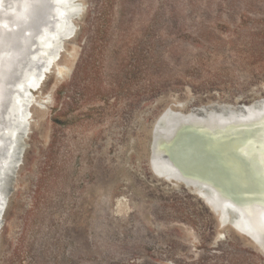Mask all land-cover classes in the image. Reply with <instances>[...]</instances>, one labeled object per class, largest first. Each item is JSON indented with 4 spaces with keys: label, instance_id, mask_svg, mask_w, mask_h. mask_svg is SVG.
<instances>
[{
    "label": "rangeland",
    "instance_id": "1",
    "mask_svg": "<svg viewBox=\"0 0 264 264\" xmlns=\"http://www.w3.org/2000/svg\"><path fill=\"white\" fill-rule=\"evenodd\" d=\"M74 2L83 8L75 34L34 92L0 264H264V250L149 161L181 127L154 140L166 108L264 98V0ZM260 128L235 142L261 145ZM201 159L234 190L253 187L240 186L245 169L229 177L215 154Z\"/></svg>",
    "mask_w": 264,
    "mask_h": 264
},
{
    "label": "bare ground",
    "instance_id": "2",
    "mask_svg": "<svg viewBox=\"0 0 264 264\" xmlns=\"http://www.w3.org/2000/svg\"><path fill=\"white\" fill-rule=\"evenodd\" d=\"M78 7L74 0H0V104L2 103L1 113L8 115L9 120L17 118L19 104L21 105V91L26 94L28 100L35 103L34 92L39 88L31 91L27 90L26 86L31 80L39 79L45 64L52 61L58 52L60 54L64 43L74 36L65 37L71 33L75 20H70V27L67 28L63 18L68 9ZM35 9L37 11L34 13ZM38 11L40 13L37 15ZM61 37H65L62 44ZM263 111L264 98L238 106L218 104L201 106L187 113L168 107L154 122V140L165 139L164 137L162 139L161 134L173 126L181 124V127L176 136L169 140L165 139L166 150L165 148L156 150L153 146L149 160L154 174L160 173L163 175L162 178L168 176L169 180L185 182L217 217L227 213L233 224L231 227L249 238L261 250H264V139L257 147L252 144L251 147L250 142L248 143L250 147H242L244 144L239 146L240 140L235 142V139L256 127L263 130L264 116L261 113ZM253 115L260 118L257 119ZM252 116L254 120L240 122V126H237V123L226 124L230 119L238 121L252 119ZM8 133V126H0V136H8ZM214 134L220 136L214 137ZM232 134L236 136H231ZM261 135L258 137L262 138ZM189 136L200 138L201 145L195 142L185 143ZM255 143L258 144V141ZM163 150L170 154L177 168L162 156ZM201 152L215 154L218 159L217 167L229 177L238 168L245 169L248 179L241 181L240 186L244 187L247 184L253 187L236 191L224 179L216 176V172L213 177V171H210L212 168H208L201 159Z\"/></svg>",
    "mask_w": 264,
    "mask_h": 264
},
{
    "label": "water",
    "instance_id": "3",
    "mask_svg": "<svg viewBox=\"0 0 264 264\" xmlns=\"http://www.w3.org/2000/svg\"><path fill=\"white\" fill-rule=\"evenodd\" d=\"M36 11L37 10L35 9L34 13ZM82 12V7L76 9H68L63 18L65 27H70L69 21L72 19H79ZM39 13L40 11L37 12V15ZM71 29V33L66 35V38L75 34L76 26L71 27ZM65 37H61V44ZM58 57L59 52L52 61L50 60L45 64V69L43 70V73L39 77V79H37V81L31 80V82L27 84V90L34 91L42 85L43 79L50 72L51 66L56 61V59H58ZM6 80H8L7 77ZM20 94L22 95L21 105L19 104V113L16 116L17 118L15 117V120H9L8 115H4L3 112L1 113L2 103L0 104V126H8L9 132L8 136H0V192H3L2 194L0 193V227L3 225L2 215L4 216L8 201L14 192L18 171L23 163L25 152L29 147L28 138L31 132V111H29V108L32 106V104L35 103H32L31 100H28V97L23 93V91H21ZM156 175L159 177L163 176L160 173H156ZM164 178L169 179L168 176H164ZM182 183L186 188L189 189V186L185 182ZM190 191H192L194 194L196 193L194 190L190 189ZM210 211L216 216L219 226H225L227 224L233 226V224L231 223V218L227 213L221 217H217L216 213L213 212V210L210 209Z\"/></svg>",
    "mask_w": 264,
    "mask_h": 264
}]
</instances>
